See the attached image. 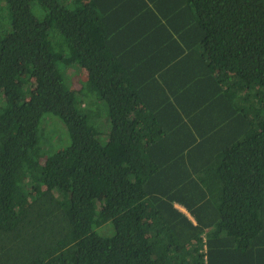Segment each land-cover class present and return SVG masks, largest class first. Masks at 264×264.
Listing matches in <instances>:
<instances>
[{"label": "trees", "instance_id": "16d2710c", "mask_svg": "<svg viewBox=\"0 0 264 264\" xmlns=\"http://www.w3.org/2000/svg\"><path fill=\"white\" fill-rule=\"evenodd\" d=\"M263 214L264 0H0V264H264Z\"/></svg>", "mask_w": 264, "mask_h": 264}, {"label": "rangeland", "instance_id": "374dc122", "mask_svg": "<svg viewBox=\"0 0 264 264\" xmlns=\"http://www.w3.org/2000/svg\"><path fill=\"white\" fill-rule=\"evenodd\" d=\"M35 7L36 6H33L32 12H34V14L37 17ZM66 62L68 61H63L59 63L58 67L62 71L66 82L70 86V89H72L76 93L80 92V94L82 95L84 93V88H87L89 85L88 82H86L87 76L82 69H78L76 67L69 68V66L67 65L68 63ZM100 109L101 110L99 111L103 116V117L101 116V118L105 119L106 121V115H105L104 108L101 107ZM107 127L109 129V126ZM40 129L42 131L44 129L43 134H44V137L46 138L45 142L49 144L48 145L49 150L46 155H48L49 152L51 153V152L59 151L62 148H64L66 145H68L69 139H68L66 128L58 118L50 114L43 115ZM106 132L107 131L102 130V136L101 138L99 137V139L102 142L108 141L109 136ZM110 235H112V230L109 232L108 236Z\"/></svg>", "mask_w": 264, "mask_h": 264}, {"label": "crops", "instance_id": "0c3cea01", "mask_svg": "<svg viewBox=\"0 0 264 264\" xmlns=\"http://www.w3.org/2000/svg\"><path fill=\"white\" fill-rule=\"evenodd\" d=\"M180 211H182L183 213H185L187 216H188V214L185 212V210L182 208V207H179V206H176ZM189 218H190V216H188ZM191 219V218H190ZM192 220V219H191ZM263 220H264V214H263ZM260 258H258V259H255V262H257V263H259V262H264V251L263 252H261V254H260Z\"/></svg>", "mask_w": 264, "mask_h": 264}]
</instances>
